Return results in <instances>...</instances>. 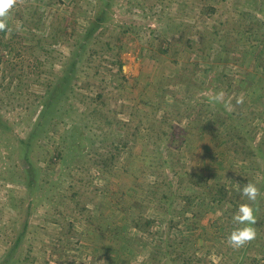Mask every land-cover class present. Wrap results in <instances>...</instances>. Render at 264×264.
Segmentation results:
<instances>
[{
    "label": "rangeland",
    "instance_id": "obj_1",
    "mask_svg": "<svg viewBox=\"0 0 264 264\" xmlns=\"http://www.w3.org/2000/svg\"><path fill=\"white\" fill-rule=\"evenodd\" d=\"M7 23L0 264H264V0H15Z\"/></svg>",
    "mask_w": 264,
    "mask_h": 264
},
{
    "label": "clouds",
    "instance_id": "obj_2",
    "mask_svg": "<svg viewBox=\"0 0 264 264\" xmlns=\"http://www.w3.org/2000/svg\"><path fill=\"white\" fill-rule=\"evenodd\" d=\"M14 3L15 0H0V31L8 27V12ZM218 98L213 97V99ZM241 192L249 203H242L238 206L232 217L236 227L233 228L228 236L229 244L236 248L242 247L256 236L255 225L257 224V217L255 215L256 209L253 205L257 201L260 189L255 183L247 182L242 187Z\"/></svg>",
    "mask_w": 264,
    "mask_h": 264
},
{
    "label": "trees",
    "instance_id": "obj_3",
    "mask_svg": "<svg viewBox=\"0 0 264 264\" xmlns=\"http://www.w3.org/2000/svg\"><path fill=\"white\" fill-rule=\"evenodd\" d=\"M264 58V57H263ZM21 141H25L24 139H21ZM20 149H21V151H25L26 153H27V149H22V147H20ZM26 161V160H25ZM25 165H26V167L23 169V172H25L27 175H26V178L27 177H29V178H27V184L28 185H31V184H33V182H34V180H33V182H32V178H31V176H32V174H30V173H27L26 171H30L29 169H32L31 167L32 166H30V165H32V163H31V161H30V163H29V166H28V163H27V161H26V163H25ZM32 186V185H31ZM33 189L35 190L36 189V186H33ZM148 222V221H147Z\"/></svg>",
    "mask_w": 264,
    "mask_h": 264
}]
</instances>
